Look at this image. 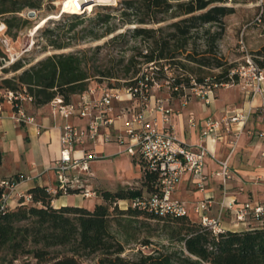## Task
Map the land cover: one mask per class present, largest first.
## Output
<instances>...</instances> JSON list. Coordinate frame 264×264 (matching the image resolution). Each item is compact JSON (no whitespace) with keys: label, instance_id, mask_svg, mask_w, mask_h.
Masks as SVG:
<instances>
[{"label":"trees","instance_id":"16d2710c","mask_svg":"<svg viewBox=\"0 0 264 264\" xmlns=\"http://www.w3.org/2000/svg\"><path fill=\"white\" fill-rule=\"evenodd\" d=\"M228 1L122 0L115 10L120 11L125 23L140 24L129 28L131 34L150 39L147 51L140 54L152 71L143 72L129 84L143 79L151 88L156 80L167 78L171 81L173 94L183 95L185 87L202 85L213 89L238 82V75L232 73L236 66L217 54L222 30L212 31L208 27L213 24L221 27L224 17L235 11L234 6L226 4ZM41 4L42 0H0V15H8L6 22L10 31L26 22L17 15L18 12L26 7L40 8ZM72 16L73 22L81 20L80 15ZM168 20L173 21L159 27L141 25ZM46 31L52 33L51 29ZM114 31L109 29L108 33ZM198 37L205 38L204 49H199ZM49 40L56 48L67 46L51 35ZM255 53L264 56V46ZM180 54H185V60L178 58ZM253 59L264 68V61ZM83 62V56L77 52H56L19 74L4 78L1 87L26 92L39 106L59 95L65 102H70L89 85L90 73ZM190 64H195L197 69ZM24 66L23 60L19 59L10 69L18 71ZM213 67L222 70L211 76L203 75V69ZM166 68L180 69L183 73L168 75ZM140 71V68L135 70V74ZM2 159L0 149V165ZM133 160L143 168V186L148 192L156 191L158 174L147 168L143 161L135 157ZM48 188L42 185L30 188L32 201L21 198L14 209L0 214V264H15L20 254H33L39 264H86L83 258L92 255L98 256L96 264H264V214L256 218L260 221L257 225L214 234L201 222L190 219L188 214H158L132 205H119L120 200L141 197L143 190L140 188L100 189L103 201L95 204L93 209L72 204L56 206L53 204L56 196ZM157 229L169 240L165 249L141 253L137 259L123 255L126 246L132 242L149 244L150 236Z\"/></svg>","mask_w":264,"mask_h":264},{"label":"built area","instance_id":"2783aa9c","mask_svg":"<svg viewBox=\"0 0 264 264\" xmlns=\"http://www.w3.org/2000/svg\"><path fill=\"white\" fill-rule=\"evenodd\" d=\"M31 11L32 9L28 8L18 14L25 16V13L30 14ZM64 13L66 12L61 4L60 15ZM37 26L35 25L29 31L30 42L17 48L16 44L19 40L9 34L7 22L0 20V45L4 52L1 61L4 67L13 64L25 52L33 48L34 37L38 31ZM232 73L238 75V82L223 85L238 83L252 95H264V68L254 61L252 55L248 54L244 61L233 69ZM149 91L150 88L143 79L130 83L126 93L102 81L89 84L85 91L75 95L70 102H65L60 95L49 102L53 114H60L66 119L60 128V153L51 166L57 174V184L48 188V191L56 196L53 204L54 200L62 194L75 193L86 198L97 196L96 189L89 181L94 176L92 162L102 157L96 152L95 144L115 141L125 145L123 152H127L138 161H143L147 168L158 174L156 191L147 192L132 200H120L121 207L132 205L158 214H190L188 204L176 197L175 191L187 174L196 179L200 189L206 188V157L211 151L203 142L195 145L187 144L176 136L172 127L167 125L161 127L157 122L148 120ZM207 93L209 92L206 90L205 94ZM126 94L129 95V99H136L138 104L123 105L117 109V103L125 101L124 95ZM4 100L16 107L14 117L18 122L35 121L34 115L27 114L23 107L25 100L33 101L30 94L23 91L0 89V115L4 111ZM158 108L165 114L170 111L163 105H159ZM262 109L264 112V104ZM71 118L83 119L84 122L73 123L70 121ZM164 118L168 119L167 116ZM248 118V111L237 110L225 115L221 121L209 119L201 135L220 138L218 128L221 122L230 129L234 124L244 125ZM116 120H121L120 126H116ZM191 121L194 123L193 119ZM259 136L263 141L261 155L264 156V128L259 131ZM219 163L220 168L213 173L226 182L231 177L228 159L220 160ZM30 178L32 177L23 174L0 178V214L14 209L21 198L28 202L32 201V194L29 191H17L20 182ZM15 199H17L16 202H14ZM211 202V196L205 195L194 204L193 209L199 215L200 222L211 229L214 234H218L226 228L223 225L222 212L216 215L209 213ZM225 206L231 209L236 224H248L249 216L257 218L264 214V204L260 203L236 204L235 201H230L225 203Z\"/></svg>","mask_w":264,"mask_h":264},{"label":"crops","instance_id":"0c3cea01","mask_svg":"<svg viewBox=\"0 0 264 264\" xmlns=\"http://www.w3.org/2000/svg\"><path fill=\"white\" fill-rule=\"evenodd\" d=\"M223 86L225 87L220 88L216 94L207 93L202 98L195 95L190 97L180 95L176 98L177 109L170 104L171 100L168 98L165 101L170 109L167 114L153 107L154 102L149 100L148 120L157 122L161 127L165 125L172 127L176 136L187 144L203 142L211 151L206 157V188L200 189L196 179L187 174L178 184L175 196L184 200L190 211H194V204L205 195H209L212 201L209 213L216 215L222 212L223 225L226 229L244 230L248 224L234 223L235 217L225 203L235 201L236 204L245 202L264 204V156L261 155L263 141L259 136V131L264 128V112L255 114L264 104V95H252L238 83ZM124 97L126 100L117 103V109L123 105L138 104L136 99H129V95L126 94ZM23 107L27 114L34 115V122H18L14 117L16 111L13 107L11 112L5 105L0 115V149L3 152L0 178L18 174L32 177L20 182L18 192H28L36 185L54 187L57 184V174L51 166L60 153V128L66 119L60 114L54 115L50 103L39 106L33 101L25 100ZM237 110L249 112V118L244 125L234 124L228 129L221 122L218 128L220 138L201 135L209 119L221 121L225 115ZM70 121L77 124L84 122L78 118H71ZM115 124L120 126L121 120H116ZM118 146L112 142L96 143L95 150L102 157L95 159L92 167H95L96 160L107 158L111 161L122 154L123 150L120 153L121 147ZM225 159H228L231 177L223 182L221 177L213 172L220 168L219 161ZM4 164L7 168L1 172ZM123 172L126 171H121L119 175L110 173L101 175L96 169L94 176L97 177L98 183L116 186L125 175ZM198 197L199 199L194 202L193 199ZM16 201L17 199L14 200ZM55 201L59 206L72 204L90 209L97 203L93 198L89 199L80 194L62 195L56 198L54 203ZM226 214L231 215L233 222L225 218Z\"/></svg>","mask_w":264,"mask_h":264},{"label":"rangeland","instance_id":"374dc122","mask_svg":"<svg viewBox=\"0 0 264 264\" xmlns=\"http://www.w3.org/2000/svg\"><path fill=\"white\" fill-rule=\"evenodd\" d=\"M62 0H42L40 8L26 7L25 9H32L36 12L34 16L25 13V16H20L26 22H21L19 27H13L9 34L17 38L19 42L16 44L19 46L27 45L30 42L31 37L29 31L33 28L42 18L50 14L59 15L58 18L50 19L43 27H41L35 34V44L33 48L25 52L20 58L23 60L25 66L18 71L10 69L12 64L3 66L1 56L4 55L3 49L0 45V89L4 78H10L14 75L21 73L25 68L35 64L40 59L51 55L56 52H77L83 56V65L89 70L90 78L89 84L94 82L105 81L109 85L118 87L121 92L126 93V89L130 80H134L140 77L143 72H151L152 67L145 63V58L140 54L146 52L150 39L139 36L134 37L129 31L130 27H135L137 23H125L120 11L115 8L121 5L122 0L109 1L107 3H99L94 6L92 11H85L80 13H64L60 15ZM226 4L234 6L235 11L224 17L222 26L213 24L208 26L212 31L222 30L221 38L218 41L217 54L229 64L233 63L235 66L244 61V58L250 54L255 59L258 58L264 61V56L256 55V51L264 46V0H229ZM108 6L110 8H105ZM24 10V9H23ZM110 13V14H109ZM72 15H80L81 20L72 21ZM6 16H1L0 20L6 21ZM132 17H134L132 15ZM174 20V19H173ZM173 20H168L160 23H146L141 24L146 27H159L160 25H166ZM47 29H51V32H47ZM109 29H115L114 32L108 33ZM53 39H58L60 42L67 44L66 47L56 48L50 45L49 36ZM96 35H104L96 38ZM199 49L205 48V38H196ZM185 54L179 55L178 58L185 60ZM197 69L195 64H190ZM130 71H127V68ZM141 69V71L135 74V70ZM8 69V70H6ZM221 68H205L203 69V75L211 76L221 72ZM168 75L180 76L183 71L180 69L166 68ZM113 75V76H108ZM171 81L167 78L156 80L154 86L150 88L148 101L154 102L155 108L158 109L159 105H163L165 108H169V104H165L168 98H170V104L177 109L176 98L180 95H174L170 86ZM223 85L217 86L213 89L210 87H202L200 85L194 87H185L184 93L186 96H199L203 97L205 91L210 93H217ZM184 95V96H185ZM200 98V99H201ZM3 99V98H2ZM4 105L8 111H11V107L16 111V107L12 106L8 101L4 100ZM24 106V103H23ZM172 107V108H173ZM173 108V110H174ZM159 110V109H158ZM163 111V110H162ZM262 112V107L256 110V113ZM111 143V142H106ZM112 144L119 145L121 147L120 153L124 149L125 145L112 141ZM112 158V157H109ZM118 159L117 161H115ZM92 167L93 171L98 170L101 175L115 174L119 175L121 171L125 175L115 185H105L103 182H97V177L93 176L89 181L90 184L96 189L97 196L92 197L97 203L102 202L100 195V189L117 190L120 187H134L143 190V194H146L147 188L143 186L144 171L141 165L127 152H122L118 157L109 159H100L94 162ZM7 168L4 164L1 168V172ZM217 180H214L216 182ZM75 193H68L62 195H70ZM60 195V196H62ZM178 195V194H177ZM58 196V198L60 197ZM91 199V198H89ZM199 199H193L197 201ZM96 203V204H97ZM59 206L57 201L54 203ZM94 208V207H93ZM92 208V209H93ZM226 219L233 222L231 215H224ZM190 219L196 222H200L199 215L195 211H190ZM248 225L254 226L259 224V220L252 215L248 217ZM153 225L155 222H152ZM163 224V222H161ZM160 224V225H161ZM247 225V228L250 226ZM243 226V225H239ZM244 227V226H243ZM153 235L150 236V243L143 245L141 242H132L126 246V250L123 255L129 259H137L141 253L148 254L158 249H165L169 244V240L163 231L157 229L153 231ZM143 236L145 233L142 234ZM98 256L92 255L87 258H83L86 264H96ZM15 264H39L38 260L33 254H20L15 260Z\"/></svg>","mask_w":264,"mask_h":264},{"label":"bare ground","instance_id":"6f19581e","mask_svg":"<svg viewBox=\"0 0 264 264\" xmlns=\"http://www.w3.org/2000/svg\"><path fill=\"white\" fill-rule=\"evenodd\" d=\"M115 0H62L63 10L67 13H80L83 11H92L94 6L99 3H107ZM57 14H50L42 18L36 25L37 30L43 27L50 19L58 18Z\"/></svg>","mask_w":264,"mask_h":264},{"label":"water","instance_id":"95a60500","mask_svg":"<svg viewBox=\"0 0 264 264\" xmlns=\"http://www.w3.org/2000/svg\"><path fill=\"white\" fill-rule=\"evenodd\" d=\"M36 14V12L34 11V10H32L31 12H30V16H34Z\"/></svg>","mask_w":264,"mask_h":264}]
</instances>
